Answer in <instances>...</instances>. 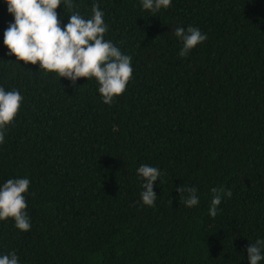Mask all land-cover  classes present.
I'll list each match as a JSON object with an SVG mask.
<instances>
[{
	"label": "trees",
	"instance_id": "16d2710c",
	"mask_svg": "<svg viewBox=\"0 0 264 264\" xmlns=\"http://www.w3.org/2000/svg\"><path fill=\"white\" fill-rule=\"evenodd\" d=\"M98 4L105 40L132 57L123 95L104 104L94 79L76 84L7 55L13 22L0 0V87L23 103L0 144V186L28 178L31 228L0 221V255L19 264H249L264 239V0H73L61 26ZM207 39L179 55L176 27ZM157 167L143 205L141 165ZM197 188L187 207L176 190ZM212 188L222 189L216 216ZM231 190L229 198L224 192ZM264 254V250H262ZM264 264V260L260 261Z\"/></svg>",
	"mask_w": 264,
	"mask_h": 264
},
{
	"label": "clouds",
	"instance_id": "9594fccd",
	"mask_svg": "<svg viewBox=\"0 0 264 264\" xmlns=\"http://www.w3.org/2000/svg\"><path fill=\"white\" fill-rule=\"evenodd\" d=\"M7 10L14 20L4 31V45L7 55L25 65H37L39 71L54 73L76 84L79 78L94 79L99 85L102 102L111 105L115 98L123 95L133 76L132 57L124 54L112 41L105 40L107 26L104 14L98 4L92 5V15L85 18L78 11L69 15L68 22L61 26L57 8L63 4L74 8L73 0H6ZM172 0H142V8L152 13L171 6ZM174 35L182 42L179 55L187 56L192 49L206 41V34L189 25L176 27ZM23 96L17 90L6 91L0 87V144L5 142V132L11 126L23 103ZM162 173L157 167L141 165L137 176L143 180L140 193L143 205L155 206L157 195L154 182ZM28 178L8 179L0 186V221L11 218L21 231L31 228L27 214L25 194L30 186ZM184 203L191 208L197 206L199 197L193 185L180 184L176 189ZM222 189L212 188L209 214L216 216L221 203ZM232 196L231 190L224 192ZM264 239H257L247 247L249 264H260L264 260ZM0 264H19L15 252L0 255Z\"/></svg>",
	"mask_w": 264,
	"mask_h": 264
}]
</instances>
